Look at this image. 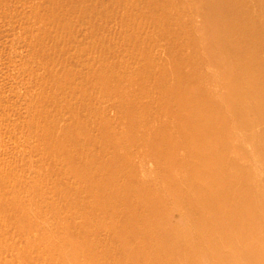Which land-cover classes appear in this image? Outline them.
Instances as JSON below:
<instances>
[{
	"label": "bare ground",
	"instance_id": "obj_1",
	"mask_svg": "<svg viewBox=\"0 0 264 264\" xmlns=\"http://www.w3.org/2000/svg\"><path fill=\"white\" fill-rule=\"evenodd\" d=\"M261 170L264 0H0V264H264Z\"/></svg>",
	"mask_w": 264,
	"mask_h": 264
},
{
	"label": "rangeland",
	"instance_id": "obj_2",
	"mask_svg": "<svg viewBox=\"0 0 264 264\" xmlns=\"http://www.w3.org/2000/svg\"><path fill=\"white\" fill-rule=\"evenodd\" d=\"M110 114L113 117L115 116L114 111H110L109 112V115ZM143 119L144 118H141V120H143ZM126 145L129 146L130 143L127 142ZM135 166H137L138 170L140 171L139 174H141L140 175L141 178L142 179L145 178L144 181L147 180L146 181V185H147L148 191H151L152 193L161 194V196L163 195L164 199H166V200L169 201L170 200V196H169L168 191H167V186H166L165 182L163 181V177H162L163 172H161V174L159 173V171L157 172L156 166L151 161L150 156H147L146 155V156H143L142 158H136L135 159ZM260 175H261L262 178H264V172L262 170H261V174ZM153 201L155 202V200H153V197H152V199H149V197H148V200L145 201V205L147 206L148 203H151V202L153 203ZM138 211L141 212L142 210L139 209ZM144 216H145L144 218H147L149 220V222L151 224L150 226H152V227L155 226L156 220L153 217H151V216L148 217L146 213L144 214ZM168 219L171 220V223L167 225L168 229L166 228V226H164L163 224H161V227L163 228V230H165V231L166 230H170L169 228H171V230H174L175 229V231H173L174 234H181V233H183L186 230L185 227L187 226V224H186L185 220L180 219V218H178L176 216L175 217H171L169 214L167 216V220ZM40 223L43 226H45L46 228L51 229V227L48 226V224L45 221H41ZM173 226H175V227L173 228ZM182 226H184V227L181 228ZM248 235H249V233H248ZM49 237L51 239H55L56 238L55 235H54V233H52V232L49 235ZM216 238L219 239V237H216ZM149 240L152 241V242L154 241L153 238H149ZM227 249H229V248H227ZM164 252L165 251H163V254H164ZM213 261L215 262L216 260H213Z\"/></svg>",
	"mask_w": 264,
	"mask_h": 264
}]
</instances>
